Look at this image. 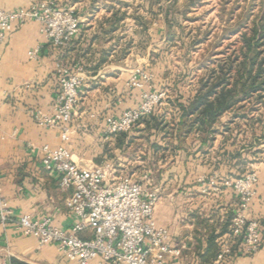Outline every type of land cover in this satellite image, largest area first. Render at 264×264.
I'll return each instance as SVG.
<instances>
[{
    "label": "crops",
    "instance_id": "obj_1",
    "mask_svg": "<svg viewBox=\"0 0 264 264\" xmlns=\"http://www.w3.org/2000/svg\"><path fill=\"white\" fill-rule=\"evenodd\" d=\"M53 1L57 7L74 8L80 19L78 32L67 45L52 47L39 24L27 20L15 22L0 45V202L16 220L48 217L53 226L68 231L74 219L65 202L72 192L60 189L57 175L43 168L41 148L64 146L79 166H104L115 176L128 177L124 163L133 143L155 130L143 120L131 132L104 141L105 119L141 104L145 89H129L126 83L132 72L148 68L152 58L140 54L134 41L126 42L124 0ZM30 4L31 0H0V10ZM63 68L83 72L67 142L60 139L58 129L41 127L34 117L36 111L52 114ZM166 85L167 98L151 116H163L168 133L156 131L158 142L150 143L142 163L157 165L152 191L159 199L154 218L158 227L168 230L171 246L181 248L177 264H213L222 246L229 250L222 264H264V243L247 254L242 238L229 239V226L239 208L229 183L254 173L255 192L245 216L259 224L264 241V131L248 125L249 131L244 132L233 113H227L212 127L209 138L192 132L178 139V106H186L196 89ZM202 179L206 181L198 182ZM210 243L216 246L215 258L204 257ZM4 259L19 264H68L55 245L39 246L17 225L0 224V264Z\"/></svg>",
    "mask_w": 264,
    "mask_h": 264
},
{
    "label": "built area",
    "instance_id": "obj_2",
    "mask_svg": "<svg viewBox=\"0 0 264 264\" xmlns=\"http://www.w3.org/2000/svg\"><path fill=\"white\" fill-rule=\"evenodd\" d=\"M33 21L40 33L55 48L64 47L77 34L80 19L73 8H60L52 0H31L26 8L0 10V45L15 22ZM34 50L32 58H36ZM82 70L63 68L58 74L60 92L54 99L51 115L35 112L36 123L47 129H58L60 139L67 142L71 122L79 103ZM129 89L143 90L141 104L120 116L105 119L104 141L131 132L148 117L164 97L149 86L145 72H134L126 83ZM43 168L58 177L62 190H71L65 205L74 223L68 231L53 226L48 217L16 220L4 202H0V224L17 225L25 236L33 237L39 246L53 244L68 264H177L181 248L172 247L166 228L158 227L154 207L156 191H147L127 176H115L104 166L82 167L76 164L64 146L41 148ZM257 177L254 173L229 183L239 198V208L229 226V239L242 238L244 252L258 251L262 240L259 224L248 221L245 212L254 196ZM229 254L222 246L213 264H222ZM1 264H10L1 260Z\"/></svg>",
    "mask_w": 264,
    "mask_h": 264
},
{
    "label": "rangeland",
    "instance_id": "obj_3",
    "mask_svg": "<svg viewBox=\"0 0 264 264\" xmlns=\"http://www.w3.org/2000/svg\"><path fill=\"white\" fill-rule=\"evenodd\" d=\"M156 2L124 0V36L129 44L134 41L140 54H150L148 68L134 72L148 75L152 90L164 93L162 102L167 98L166 84L197 90L212 65L239 49L241 35L237 32L250 34L256 23L264 22V0H159L158 5ZM254 101L245 103L243 113H239L247 119H237L244 132L249 131L248 125H257L258 132L264 131V105ZM132 134L136 135V131ZM156 134L151 131L134 142L124 163V175L149 192L157 165L142 163V158L146 157L144 151H148L150 143L158 142ZM203 181L206 180H198Z\"/></svg>",
    "mask_w": 264,
    "mask_h": 264
},
{
    "label": "trees",
    "instance_id": "obj_4",
    "mask_svg": "<svg viewBox=\"0 0 264 264\" xmlns=\"http://www.w3.org/2000/svg\"><path fill=\"white\" fill-rule=\"evenodd\" d=\"M125 16L124 13V19ZM237 33L241 35L239 49L212 65L188 104L178 106L181 111L178 139L192 132L209 138L214 133L212 127L224 114L233 113V119L246 120L248 116L239 114L243 113L245 103L255 99L256 105H264V22L256 23L250 34ZM153 112L142 120L143 123L167 134L168 126L164 124L163 116H151ZM216 251L215 244L210 243L204 257L215 258ZM9 263L19 264L13 259Z\"/></svg>",
    "mask_w": 264,
    "mask_h": 264
}]
</instances>
